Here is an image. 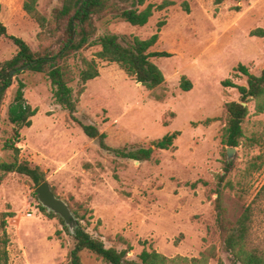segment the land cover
Returning a JSON list of instances; mask_svg holds the SVG:
<instances>
[{
	"label": "rangeland",
	"instance_id": "1",
	"mask_svg": "<svg viewBox=\"0 0 264 264\" xmlns=\"http://www.w3.org/2000/svg\"><path fill=\"white\" fill-rule=\"evenodd\" d=\"M62 1L38 0V8L51 17ZM112 1L130 5L132 0ZM164 1L146 0L139 7L154 5L143 26L112 15L96 17L93 39L104 33L149 38L163 21L150 51L171 53L151 57L165 82L148 89L117 63L99 58L100 45H91L80 53L96 58L100 74L86 83L76 116L105 132L107 143L115 148L150 146L180 131L174 148L157 149L146 161L103 150L54 102L47 76L24 70L14 77L1 108L0 163L13 160V151L6 148L14 137L8 111L22 80L25 98L38 111L32 125L19 130V160L41 168L87 231L108 247L127 249L128 259L138 260L143 249L169 257H198L215 246L217 257L208 264H218L220 258L233 264L216 220L218 175L228 169L227 178L235 185L224 191L232 219L246 206L253 207V243L264 249V112L256 113L254 102L248 103L245 136L229 160L230 146L223 142L226 103L239 100L240 93L223 81L247 84V77L235 70L239 63L254 74L263 70L264 36H252L251 31L264 29V0H226L219 5L215 0H168L172 4L157 8ZM23 2L0 0V20L9 34L36 51L40 28ZM16 51L11 39L0 38V61ZM72 61L78 63V58ZM184 75L193 84L188 91L180 85ZM253 161L262 165L252 167ZM36 187L30 177L17 172L0 178V264H70L73 231L62 217L41 208ZM81 259L83 264H108L87 250Z\"/></svg>",
	"mask_w": 264,
	"mask_h": 264
},
{
	"label": "trees",
	"instance_id": "2",
	"mask_svg": "<svg viewBox=\"0 0 264 264\" xmlns=\"http://www.w3.org/2000/svg\"><path fill=\"white\" fill-rule=\"evenodd\" d=\"M224 1L226 0H215V3L219 5ZM145 2L146 0H132L130 5H120L112 0H63L51 17H48L38 8V0H24V11L40 28L38 33L40 47L35 51L23 38L9 34L6 24L0 20V38L11 39L17 47L16 53L11 58L0 61V113L6 91L12 86L14 77L24 71L20 70L21 67L28 66L25 70L44 73L47 76L54 102L69 113L70 118L82 127L88 137L97 140L103 150L114 152L122 158L146 161L152 158L157 149L174 148V141L180 131H173L158 140H153L150 146L133 145L115 148L107 143L105 132L76 116L86 83L100 74L96 58H88L80 53L91 45H100L101 49L96 54L99 58L117 63L128 75L133 76L146 88L155 89L165 82L163 70L151 60V57H170L171 53L150 51L159 39L163 21L159 22L158 31L149 38L104 33L98 39H93L97 29L96 17L112 15L132 25H145L154 11L152 4L140 9L139 7ZM169 4L172 2L165 0L157 8L162 9ZM251 35L263 37L264 29L252 30ZM75 57L78 58V63L72 61ZM13 70L16 71L12 75ZM235 70L247 77V84L239 85L231 79L223 81L224 86L235 87L240 93L239 100L226 103L227 119L223 142L230 147L239 146L241 139L245 136L244 124L250 113L248 103L254 102L256 113L264 112V68L260 74H254L248 66L239 63ZM180 85L185 91L193 86L191 80L185 75ZM25 87V82L20 80L15 97L9 106V121L14 126V137L7 141L6 148L13 151V160L0 163V178L2 174L17 172L27 175L38 186L46 181L45 173L39 166H32L28 161H20L21 148L16 144L20 139L19 130L31 126L32 117L38 111L25 98ZM211 120V118L207 119V121ZM257 157L261 158L262 155ZM261 165L257 161L251 164L257 169ZM227 172L228 169L225 174L218 175L220 181L215 199L216 220L224 248L230 254L233 264H264V249L255 245L252 239L253 207L246 206L235 220L229 216L224 191L226 188L234 189L235 185L231 179L227 178ZM41 208L46 210L45 207L41 206ZM49 214L58 216L54 212ZM60 219L65 223L63 218ZM72 234L75 244L70 251V264H83L81 259L83 250L96 254L108 264H208L210 259L217 257L216 247L212 246L203 251L200 256L191 258L182 255L169 257L155 249H143L138 255V260H133L127 258V249L108 247L102 239L87 231L79 220ZM218 264H225V262L220 258Z\"/></svg>",
	"mask_w": 264,
	"mask_h": 264
},
{
	"label": "water",
	"instance_id": "3",
	"mask_svg": "<svg viewBox=\"0 0 264 264\" xmlns=\"http://www.w3.org/2000/svg\"><path fill=\"white\" fill-rule=\"evenodd\" d=\"M28 66H23L20 70H25ZM16 70L12 71V75ZM247 105L246 102H243ZM228 159L231 160L235 153V147L227 148ZM38 200L49 211L59 215L65 221V224L74 232L78 225V219L74 215L72 209L66 200L59 197L52 189L51 184L46 180L41 182L35 189Z\"/></svg>",
	"mask_w": 264,
	"mask_h": 264
}]
</instances>
